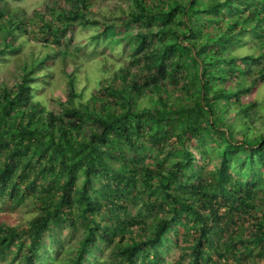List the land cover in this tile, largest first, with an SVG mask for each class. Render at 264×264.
<instances>
[{
	"label": "trees",
	"instance_id": "trees-1",
	"mask_svg": "<svg viewBox=\"0 0 264 264\" xmlns=\"http://www.w3.org/2000/svg\"><path fill=\"white\" fill-rule=\"evenodd\" d=\"M92 2H51L47 8L56 13L50 19L39 16L46 40L36 43L23 38H30L26 7L16 0H0V62L14 57L19 68L14 82L0 83V190L19 202L26 189L15 186L14 174L25 169L34 176L52 173L55 181L48 183L42 210L26 227L0 232V249L22 237V264H40L35 260L43 234L53 224L79 219L85 231L70 264H80L99 239L112 243L108 258L115 264H143L144 257L149 264H162L163 234L183 217L196 225L192 235L197 236L187 264H219L214 255L226 250L264 251V205L257 211L253 198L258 193L264 203V185L255 189L244 178L253 154L264 155V124L257 126L252 119L258 100L248 95L257 79L264 80V0H131L134 7L127 9V21L153 22L135 32L138 63L105 64L110 78L96 77L98 89L90 96L83 92L87 77L78 80L74 67L67 98L50 107L40 90L52 74L45 67L50 48L64 59L77 58L60 35L76 24L99 21L88 16ZM114 24L105 23L103 30ZM48 35L56 43L49 48ZM151 36L162 40L152 46ZM247 42L251 45L245 51L237 50ZM256 44H262L259 52ZM256 61L262 64L252 66ZM260 107L264 109V102ZM149 123L154 124L149 138L173 135L183 158L167 166L157 158L142 160L136 139ZM207 135L218 145L219 155L216 166L203 175L202 164L194 166L188 147L195 141L202 145ZM113 142L118 155L111 152ZM120 145H129L131 152ZM100 177L122 184L114 186L121 193L138 184L148 187L149 195L141 198L143 210L133 216L138 223L133 234H126L130 221L102 223V200L112 206L115 219L116 207L122 204L110 184L95 186ZM222 205L226 209L221 210ZM233 212L252 221L254 230L246 237L241 225L225 234ZM148 213L152 218L146 224ZM134 234L143 238L138 241ZM253 264H264V259Z\"/></svg>",
	"mask_w": 264,
	"mask_h": 264
},
{
	"label": "rangeland",
	"instance_id": "rangeland-1",
	"mask_svg": "<svg viewBox=\"0 0 264 264\" xmlns=\"http://www.w3.org/2000/svg\"><path fill=\"white\" fill-rule=\"evenodd\" d=\"M150 1V0H148ZM21 3L27 9L26 23L29 30L30 38L24 35L23 38H27L29 41L36 43H42L46 40L42 35L39 27V16L43 14L44 18L50 19L53 14L50 13L49 7L51 2H56L62 5L63 3L68 4V0H16ZM59 6V5H58ZM131 0H93L89 4L87 11L88 16L98 19L96 23L76 24L73 29L72 27L64 30L63 34L60 35L62 41L67 40L68 45L72 50L75 51L77 58L68 57L62 58L61 55L56 54L52 48H50V56L45 63V67H49L51 70V76L45 77L46 79L42 82L41 96L45 100L48 106H58L57 99L65 100L69 93V73L73 72V68L76 67V78L78 80H84L87 77V91H83L85 96H90L98 89L97 79L99 75H108V69L105 64H112L115 61L124 62L134 67L137 61L138 53L135 52L136 45V31L142 30L149 26L153 22H129L127 21L128 16L126 11L128 8H133ZM39 13V14H38ZM114 22V26L103 30L105 23ZM261 39H264V30L261 31ZM33 35V37H32ZM152 46L157 45L162 39L157 36L149 37ZM148 39V41H149ZM61 41V42H62ZM264 42V41H263ZM262 42V43H263ZM56 43L52 39V35H48L46 45L54 46ZM251 45L247 42L243 45H239L237 50H246ZM259 45V44H258ZM255 45L256 51H260V46ZM52 50V51H51ZM77 62V63H76ZM243 63V62H242ZM264 63V61H263ZM262 62L256 61L252 66L259 67ZM19 77V68L16 58H9L0 62V83L11 84L16 78ZM255 87L248 94L250 98H257V106L253 108V122L257 126L264 124V109L260 107L261 103L264 102V80L257 79ZM153 123H149V129L144 128L143 132L137 137V144L143 161L151 162L153 158L163 160L164 165H172V163L178 158H183V155L178 151V144L174 140L173 135L152 141L149 138L147 132L151 131ZM147 134V135H146ZM202 142V145L198 141L189 144V150L195 157L194 166L202 164V169H199L202 174H206L208 170H212L217 164V157L219 152L217 150V144L213 143L210 139V135L206 136ZM117 141H115V144ZM111 152L118 155L119 149L112 145ZM121 149L127 153H130V147L120 145ZM162 147V151L160 149ZM161 152H165L166 156L162 157ZM162 157V158H161ZM253 160L247 163V169L245 171L244 178L246 179L248 186L258 188L264 185V155L253 154ZM24 160V155L21 156ZM0 160H2V149L0 148ZM32 162H36L35 158H32ZM236 163L233 166H237ZM238 178L242 176V173L236 174ZM52 173H40L36 176L31 174L29 169L21 170L20 173L14 174L15 186L20 189H26L24 195L19 202H14L13 199L9 198L6 190H0V230L1 233L5 232L6 227L11 226H24L28 225L35 215L41 212V202L44 200V193L47 188L50 187L55 181L51 179ZM81 178L78 175L76 182ZM29 182V183H28ZM114 179H106L100 177L95 180V186H107L111 185V188L115 190L122 187V184H115ZM120 182V181H119ZM48 183L50 185H48ZM94 191V189H91ZM122 190H116L119 194L118 200L122 204V207H116V212L119 215L118 218H114L109 209L112 206L106 201H101L104 217L102 223H112L113 225L118 223L120 220H124L129 223V228L126 230L127 235H131L137 230L138 223H135L133 216L139 215L138 212L143 210L144 205L142 199L149 195L148 187L144 185H137L129 188V192H120ZM151 194V193H150ZM153 195V193H152ZM255 209L260 211L263 207L262 197L256 193L253 195ZM221 201V198H219ZM226 209L225 205L221 206V210ZM153 213V212H152ZM151 214H146V224L151 221ZM159 211L157 214L159 215ZM260 212H258L259 214ZM137 214V215H136ZM252 221L245 215L233 212V221L228 224L226 233L232 231H238L239 225L241 229L246 231L244 237L249 232L253 231ZM131 224V225H130ZM183 224V225H181ZM196 225H193L191 221L186 218H181L180 222H174L169 225L168 230L163 234V237L159 243V253L161 256L162 264H187L190 254L188 251L191 250L192 244L196 243L197 236L192 235ZM85 228L83 220L77 219L73 223L69 219L62 223L53 224L51 229L45 232L42 236L41 246L38 249L39 257L36 258L35 262L40 264H70L74 258L77 250V242L80 237L84 234ZM190 234V235H187ZM114 238H118L117 235H113ZM134 238L140 241L143 237L133 235ZM22 237L15 238V240L8 246L0 249V264H22L21 254L24 251V243ZM100 240V241H99ZM94 247H91V252L84 253V258L80 264H115L113 260H109L108 254L111 250L112 243L108 241H102L99 239ZM246 245L250 243L245 240ZM240 244V243H238ZM204 248L207 247L205 243L202 245ZM250 248V247H249ZM251 249V248H250ZM258 252H251L250 250H243L236 253L232 251H224L222 256L214 255V258L218 260L219 264H253V261L257 258L264 259V251L261 247L257 248ZM260 253V256H259ZM209 262V261H208ZM143 264H149V261L144 257ZM154 264V263H152ZM206 264H208L206 262Z\"/></svg>",
	"mask_w": 264,
	"mask_h": 264
}]
</instances>
